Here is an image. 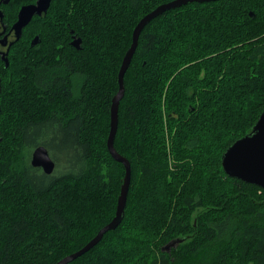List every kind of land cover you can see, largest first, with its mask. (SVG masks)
Segmentation results:
<instances>
[{
    "label": "trees",
    "instance_id": "trees-1",
    "mask_svg": "<svg viewBox=\"0 0 264 264\" xmlns=\"http://www.w3.org/2000/svg\"><path fill=\"white\" fill-rule=\"evenodd\" d=\"M33 1L1 5L6 22ZM170 1L52 0L0 63V264H56L113 218L124 167L106 140L118 71L137 22ZM123 84L124 217L68 264H264V190L221 167L264 111V0L166 11L141 31ZM38 146L49 175L30 164Z\"/></svg>",
    "mask_w": 264,
    "mask_h": 264
},
{
    "label": "water",
    "instance_id": "water-1",
    "mask_svg": "<svg viewBox=\"0 0 264 264\" xmlns=\"http://www.w3.org/2000/svg\"><path fill=\"white\" fill-rule=\"evenodd\" d=\"M50 1L51 0H37L34 5H24L19 9L17 20L11 27V30L15 32V39L20 38L22 28L29 23L34 14H41V12H45L47 10ZM211 1L218 0H173L163 3L141 17L133 28L131 34V44L122 58L117 75L118 90L111 100L109 132L106 140V147L110 156L124 167V176L117 197L115 213L111 221L103 226L82 248L65 256L56 264H68L82 256L92 249L102 239L106 232L115 230L123 220L130 185L131 166L128 159L121 156L115 150L114 138L118 127L119 103L124 95V74L131 63L141 31L151 20L162 15L168 10L181 7L188 3H204ZM1 15L2 13L0 12V17ZM38 41L39 38L35 37L31 41V45L36 44ZM80 43L81 40L79 38H74L71 45L76 49H80ZM2 58L5 61V67H7L8 61L4 57V54L2 55ZM30 164L33 167L42 169V171L47 175L51 174L54 170V163L50 159L47 150L42 146H38L33 150L30 158ZM221 167L223 172L228 177L238 179L247 184L255 185L264 190V111L259 115L256 122L251 127V130L243 137L235 140L222 153ZM179 241L180 240L169 242L163 250L168 251L169 247Z\"/></svg>",
    "mask_w": 264,
    "mask_h": 264
},
{
    "label": "flooded vegetation",
    "instance_id": "flooded-vegetation-1",
    "mask_svg": "<svg viewBox=\"0 0 264 264\" xmlns=\"http://www.w3.org/2000/svg\"><path fill=\"white\" fill-rule=\"evenodd\" d=\"M9 2H10V0H0V12L2 13V15L0 17V63L3 65L4 68H7L9 66V55H10V53L13 52L15 49H18L20 47L19 46V42L22 39V36H23L24 31L27 28H29L36 19L43 18L46 15V13L48 12V9H49V6H50L52 0L50 1L49 5H48V8H47V10L45 12H41V14H34L31 17L29 23L22 28L21 36H20L19 39H15V32L13 30H11V27L13 26V24L17 20L18 11L24 5H34V4H36L37 0H34L33 2H31L29 4L21 5L17 9V11L15 12V17H12V19H10L11 21H9V22L7 21L6 22V20H8V19L5 16L4 10L1 8V5H7ZM35 37H38L39 38V41L36 44L31 45V41ZM74 38H76V37L71 34V40H70V42H72V40ZM40 43H41V39H40L39 35L35 34V35H33L29 39V41L27 43V46H28V48L35 49L37 46L40 45ZM70 45H71V43H70ZM3 54H4V57L8 61V66L7 67H5V61L2 58V55Z\"/></svg>",
    "mask_w": 264,
    "mask_h": 264
}]
</instances>
